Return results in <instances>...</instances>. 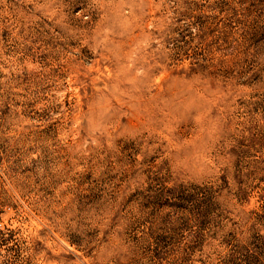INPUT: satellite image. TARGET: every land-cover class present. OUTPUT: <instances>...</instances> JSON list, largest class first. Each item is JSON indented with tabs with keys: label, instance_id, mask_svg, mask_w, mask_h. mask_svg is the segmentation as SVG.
Wrapping results in <instances>:
<instances>
[{
	"label": "rangeland",
	"instance_id": "obj_1",
	"mask_svg": "<svg viewBox=\"0 0 264 264\" xmlns=\"http://www.w3.org/2000/svg\"><path fill=\"white\" fill-rule=\"evenodd\" d=\"M0 264H264V0H0Z\"/></svg>",
	"mask_w": 264,
	"mask_h": 264
}]
</instances>
